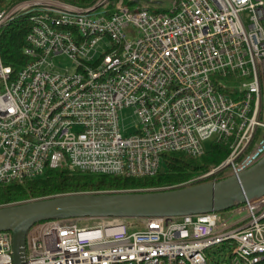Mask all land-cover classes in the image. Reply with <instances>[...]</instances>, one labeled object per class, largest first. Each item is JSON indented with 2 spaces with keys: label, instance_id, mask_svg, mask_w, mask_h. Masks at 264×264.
Wrapping results in <instances>:
<instances>
[{
  "label": "built area",
  "instance_id": "1",
  "mask_svg": "<svg viewBox=\"0 0 264 264\" xmlns=\"http://www.w3.org/2000/svg\"><path fill=\"white\" fill-rule=\"evenodd\" d=\"M165 1L0 6V29L30 22L19 69L0 51V184L58 167L151 176L167 152L229 142L220 164L163 190L238 175L264 156V0ZM125 107L138 117L129 134ZM122 191L137 190L84 192ZM227 210L145 217L142 229L118 217L42 220L25 264H264V194ZM0 264H14L9 230Z\"/></svg>",
  "mask_w": 264,
  "mask_h": 264
},
{
  "label": "water",
  "instance_id": "2",
  "mask_svg": "<svg viewBox=\"0 0 264 264\" xmlns=\"http://www.w3.org/2000/svg\"><path fill=\"white\" fill-rule=\"evenodd\" d=\"M264 194V156L219 180L154 191L81 192L0 206V231L13 234L14 264H25L26 235L42 220L68 217L145 218L227 210Z\"/></svg>",
  "mask_w": 264,
  "mask_h": 264
},
{
  "label": "trees",
  "instance_id": "3",
  "mask_svg": "<svg viewBox=\"0 0 264 264\" xmlns=\"http://www.w3.org/2000/svg\"><path fill=\"white\" fill-rule=\"evenodd\" d=\"M19 0H0V6H10ZM77 5H88L93 0H63ZM30 22L27 15H20L0 29V51L5 64L19 69L26 61L23 52L25 37ZM230 152L229 142L212 140L199 155L183 151L167 152L163 155V169L151 176L133 177L86 173L68 167L49 169L38 178L21 183L0 184V206L21 203L57 194L99 190L154 191L165 186L185 182L208 171L224 161Z\"/></svg>",
  "mask_w": 264,
  "mask_h": 264
},
{
  "label": "rangeland",
  "instance_id": "4",
  "mask_svg": "<svg viewBox=\"0 0 264 264\" xmlns=\"http://www.w3.org/2000/svg\"><path fill=\"white\" fill-rule=\"evenodd\" d=\"M168 4L169 2L168 0H166L165 5L168 6ZM153 9L155 10L156 8H153ZM53 60L60 69L72 68L71 60L67 55L55 56ZM120 115H121L122 132L124 134H129L135 131L138 117L134 113V109L132 107H125L120 112ZM258 138H260V136H258ZM163 167H164V163L162 162L160 169H163ZM209 180H212V179H207L206 181H209ZM152 189H155V188H152ZM156 189H160V188H156ZM227 211L228 210H223L221 213L225 215ZM125 220L131 229H142L144 227V218H126ZM92 221H93L92 219H87L84 221V223H92ZM209 253H211V251H209Z\"/></svg>",
  "mask_w": 264,
  "mask_h": 264
}]
</instances>
